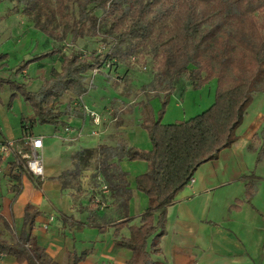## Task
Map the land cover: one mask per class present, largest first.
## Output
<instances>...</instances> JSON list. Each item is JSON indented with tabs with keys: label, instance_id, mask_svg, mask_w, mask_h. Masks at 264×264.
Masks as SVG:
<instances>
[{
	"label": "trees",
	"instance_id": "trees-1",
	"mask_svg": "<svg viewBox=\"0 0 264 264\" xmlns=\"http://www.w3.org/2000/svg\"><path fill=\"white\" fill-rule=\"evenodd\" d=\"M6 1L12 2L11 13H22L34 29L53 41L74 45L80 37H97L101 21L106 25L102 33L108 42L105 52L93 48L63 54L52 46L50 51L22 59L11 69V75L0 77V86L7 84L11 97L19 94L30 107V113L20 118L22 138L17 144L21 151L13 150L8 161V192L12 199L21 189L20 177L25 172L22 154L29 151L33 128L41 123L65 129L68 124L61 117L80 114L81 107L73 106L72 99L63 108L59 106L60 99L69 92L76 97L87 93L85 74L93 69L108 71L110 66L129 62L131 57L151 60L154 79L139 87L146 99L135 103L140 107L139 125L148 133L151 152L146 154L118 137L113 145H97L95 167L96 175L124 217L115 225L113 244L115 249L123 247L130 251L124 264H157L152 255L159 252V239L166 232L167 208L200 164L216 158L234 143L253 95L264 93V0H0ZM57 54H61L59 70L52 66L48 76L40 77L37 90L28 89L32 79L23 76V72L29 64ZM6 58L7 53H0V69L6 66ZM107 61L112 62L108 68ZM185 73L192 89L214 78V101L193 117L162 123L161 115L175 87L178 92L187 87L181 81ZM151 92V96L161 93L163 106L156 114L149 103ZM247 149L256 152L257 162L264 160V126L253 134ZM86 154L82 149L73 155L74 167L58 176L63 185L70 178L79 177ZM122 159L147 162L146 169L135 178V187L146 195L148 204L139 216V224L128 225V237L118 232L130 220L127 202L131 189L118 163ZM241 179L244 199L250 201L261 177L251 173ZM37 215L35 207L25 206L17 242L9 244L0 238V259L59 264L47 257L30 233ZM86 219L87 224L98 227L91 214ZM88 252H68L65 262L78 264Z\"/></svg>",
	"mask_w": 264,
	"mask_h": 264
},
{
	"label": "crops",
	"instance_id": "crops-1",
	"mask_svg": "<svg viewBox=\"0 0 264 264\" xmlns=\"http://www.w3.org/2000/svg\"><path fill=\"white\" fill-rule=\"evenodd\" d=\"M30 35L27 31L22 32L20 38H14L18 47L11 43L7 49L1 48L3 43L0 40V53H7L4 61L6 66L0 69V77L6 78L12 74L11 69L18 64L9 62L11 53H14L13 48L22 50L25 47L23 41H29L32 37ZM44 38L52 42V39L46 36ZM29 47L31 50L36 49L35 42ZM49 58L37 59L23 72L24 76L33 67H41L42 73L29 74L32 81L28 89L36 84L30 90H37L41 84L40 77L47 76L53 64H49ZM60 61L58 60L59 63ZM36 62H44L45 66H39ZM53 67L58 69L55 64ZM99 75L95 73L94 76ZM17 79L23 80L21 76ZM209 81L196 89L187 86L178 92L175 87L164 107V123L193 117L208 108L214 101L216 88L215 79ZM100 87L92 82L88 92L80 97L66 93L67 100L72 99L73 106L81 107L79 115L61 117L68 124L67 128L55 125H41L38 131V125L33 128L32 136L42 137L40 156L44 173L37 182L23 172L20 177L21 189L13 199L8 192L11 185L8 179V161L12 155L0 154V238L9 244L17 242L24 224L25 206L31 204L38 215L34 218L35 226L30 233L35 237L36 243L45 249L47 257L59 264H66V254L72 251L78 254L89 251L78 264H124L130 255L129 250L123 247L115 249L113 246L115 225L124 220L121 208L112 201L109 193L100 190L99 182L97 188H92L88 180L97 174V145H113L118 137L125 138L129 143L126 130L129 125H133L131 114L136 111L139 112L137 121H140V107L135 105L136 101L121 97L116 90L110 93L107 86ZM11 93L8 85L0 86V143L12 142V150L21 151L17 142L22 138L20 118L23 110L17 107L12 112L9 108L11 106L15 109L16 102H21L22 99L19 94L11 97ZM65 103L59 104L60 108ZM130 104L132 109L123 111ZM91 112L98 121L94 122ZM262 126L264 93L258 92L253 95L238 126L234 143L219 152L216 158L200 164L167 208L164 224L166 232L159 239V252L152 255L157 264H264V189L261 188L264 173H259L264 160L257 162L256 152L247 149L253 134L259 132ZM82 149L87 154L80 165L79 177L70 178L63 185L58 176L74 167L73 155ZM151 149L152 145L140 148L146 154ZM46 153L51 164L44 162L43 155ZM118 163L126 173L128 187L131 189L127 202L130 220L127 225L118 229V232L128 237V225L139 224V216L148 204L146 195L135 187V178L146 169L147 162L141 159H122ZM251 173L257 174L261 179L256 182L257 188L251 200L246 201L241 177ZM93 199L101 200L104 205L94 203ZM89 214L101 228L87 224ZM150 239L151 237L148 238L147 245ZM0 264L26 262L18 263L9 257L1 258Z\"/></svg>",
	"mask_w": 264,
	"mask_h": 264
},
{
	"label": "rangeland",
	"instance_id": "rangeland-1",
	"mask_svg": "<svg viewBox=\"0 0 264 264\" xmlns=\"http://www.w3.org/2000/svg\"><path fill=\"white\" fill-rule=\"evenodd\" d=\"M12 6V2L6 1V2H0V40H2L1 42L2 47L1 48H8V45H10L11 43L13 45H15V39L14 38H20L21 37V33L22 32H29L31 33L30 36L31 39L28 41L27 39H25L24 45L25 47H22V50L16 49L15 47H18V44L15 45V47L13 48L14 53H11L12 56L9 60V62L12 63H19L20 60L25 59V58H30L32 56H36L40 53L46 52V51H50V47H56L61 49V53H70L72 50L75 51H90L93 50V48L95 49H100L99 47H103L105 49V51L107 50V45L108 42L106 41V35L104 33H102V30H104V28L106 27V25H103V23L100 21V25H99V35L96 36H92V37H80L78 38V40L76 41V43L74 45L71 44H67L65 41L64 42H60V41H53L52 42H48V40L46 38H44L42 32H40L39 30H37L36 28L34 29L33 24L31 22V20L29 18H27L26 16H24L22 13H11L10 12V7ZM97 16L101 15L100 11H97ZM34 33V34H32ZM11 38H8V37ZM33 38L35 40H33ZM5 39H7L5 41ZM35 42L36 45V49L31 50L29 46H32V44ZM50 43V44H49ZM23 45V44H22ZM20 47V46H19ZM29 47V48H28ZM10 51V50H9ZM11 52V51H10ZM22 56V57H21ZM134 59H129V62H122L121 64H119L117 67H109V70H103V69H93V71H89L85 74V84L87 85V89L90 87V84L92 82H95V84H97V86H101L100 88H102V86H107V90H109L110 93L114 92V90L117 91V93L121 96V97H126L127 99L136 101L139 99H146L144 96V92L139 89V87L143 84H148L149 82H151V80L154 79V72H153V68H152V62L148 57H133ZM58 60H61V54H57L55 55V57L50 56L49 59H47V61L51 64L52 66H57L58 70H59V62ZM39 63L40 65H44V62H36V64ZM106 69V68H105ZM38 70V71H37ZM45 71V70H44ZM103 71H107L103 72ZM37 73H42L41 71V67H33L32 70H30V73H25V77L29 78V74L30 75H35ZM49 73V72H48ZM47 73V76H48ZM95 73L100 74L98 77L94 76ZM97 77V79H96ZM31 79V78H30ZM94 80V81H93ZM181 81H185L186 85H189V75L187 73L183 74V76L181 77ZM211 81H209V85ZM7 85V84H4ZM36 87V84H33V86L31 88ZM30 88V89H31ZM153 94V92H151L150 94V100L149 103L152 107V110H154L155 114L157 112V110L159 108H162L163 104L161 102V93L158 94V96L154 95L151 96ZM21 97V96H20ZM115 97V95H114ZM21 102H16V108L13 109L10 106V111H16L17 107H21L23 110V115L24 114H29L30 113V107H28V105L26 104L25 100L21 97ZM67 100V94L65 96H63L60 99V104L65 103ZM134 102V103H136ZM131 105V104H130ZM129 105V106H130ZM128 108L125 107L123 109L127 110ZM167 114V113H166ZM139 115V112H135L134 114H131V118L133 119V125H129L127 127V134H128V145L130 146H134L138 149H143L146 148L147 146H150V141H149V137H148V133L147 131H145V129L143 127H141L139 125V119L137 121V118ZM135 116V117H133ZM163 116V114L161 115V117ZM139 118V117H138ZM136 119V120H134ZM164 117L161 118V122L164 123L165 121H163ZM41 125H50V124H38V127H36V131H38V128ZM44 158V162H48L50 163V159L47 156V153L43 155ZM51 164V163H50ZM137 165V164H136ZM135 165V166H136ZM258 170V169H257ZM259 173H264V162L261 163L260 168H259ZM93 177L89 178V184L92 186V188H97L98 187V182H99V178L96 177V175H92ZM261 188L264 189V182L261 183Z\"/></svg>",
	"mask_w": 264,
	"mask_h": 264
},
{
	"label": "built area",
	"instance_id": "built-area-1",
	"mask_svg": "<svg viewBox=\"0 0 264 264\" xmlns=\"http://www.w3.org/2000/svg\"><path fill=\"white\" fill-rule=\"evenodd\" d=\"M100 49H97L98 52H105V49L103 47H99ZM131 59H134L131 57ZM112 62L107 61L106 67L110 66ZM90 115L93 117L94 122L98 121L95 114L93 112L90 113ZM42 147V137L41 136H32L29 138V151L25 152V154H22V156L25 158V162L23 163V169L25 173L30 175L32 178H34L36 181L41 180V177L44 173V164L42 163V158L40 156V148ZM13 143L12 142H5L0 143V154L3 156L10 155L13 151ZM20 152V151H18ZM99 178L100 183V190L103 192L109 193V190L107 189L106 185L101 181V178ZM38 182V181H37ZM94 203H100L104 205V203L99 199H93Z\"/></svg>",
	"mask_w": 264,
	"mask_h": 264
}]
</instances>
